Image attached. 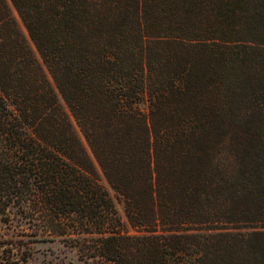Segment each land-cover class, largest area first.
Segmentation results:
<instances>
[{"label": "trees", "instance_id": "1", "mask_svg": "<svg viewBox=\"0 0 264 264\" xmlns=\"http://www.w3.org/2000/svg\"><path fill=\"white\" fill-rule=\"evenodd\" d=\"M12 208L84 263L264 264V0H0Z\"/></svg>", "mask_w": 264, "mask_h": 264}, {"label": "rangeland", "instance_id": "2", "mask_svg": "<svg viewBox=\"0 0 264 264\" xmlns=\"http://www.w3.org/2000/svg\"><path fill=\"white\" fill-rule=\"evenodd\" d=\"M140 107L146 109V102ZM116 205L125 220L122 204L116 201ZM9 216L8 220L0 218V264H89L63 238L35 232L14 208Z\"/></svg>", "mask_w": 264, "mask_h": 264}]
</instances>
